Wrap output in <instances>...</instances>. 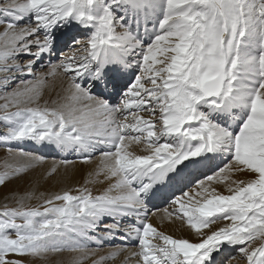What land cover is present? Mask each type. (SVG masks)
Listing matches in <instances>:
<instances>
[{
    "label": "snow or ice",
    "instance_id": "6c2138e0",
    "mask_svg": "<svg viewBox=\"0 0 264 264\" xmlns=\"http://www.w3.org/2000/svg\"><path fill=\"white\" fill-rule=\"evenodd\" d=\"M0 100L9 153L99 152L80 187L12 191L0 264H264V0H0ZM15 155L0 187L44 159Z\"/></svg>",
    "mask_w": 264,
    "mask_h": 264
},
{
    "label": "bare ground",
    "instance_id": "6f19581e",
    "mask_svg": "<svg viewBox=\"0 0 264 264\" xmlns=\"http://www.w3.org/2000/svg\"><path fill=\"white\" fill-rule=\"evenodd\" d=\"M52 60H53V62L55 61V59H53V58H52ZM46 71H47V69H46ZM45 99H55V95L46 90L45 91ZM27 145H28L27 148L28 147L33 148V149L35 148L36 152L39 155L40 154H44V155L50 154L49 156H56L57 158L58 157L64 158V157H68V156L70 157V156L74 155V157L77 156L79 158L76 161L75 160L70 161L73 163H69L67 166L61 165L58 168L57 173L54 174L55 176L53 177L54 179H52L53 180L52 185H50L49 182H47L43 178V176H45V174H48V172L50 171V169L53 165L60 164V162L63 160H52V161L51 160H45V161L42 160L41 162H39V164H40L39 166L41 167V171L45 172V174L38 181V184H37L38 188H40L41 186H46L48 184L50 185V186H48V188H49L48 192H46V191L44 192L45 194L57 193L59 191L61 192L63 190L74 189L76 187H80L81 185H83L84 180L88 177L89 171H91L95 168L96 162L99 159V154H98L99 152H96L93 156L92 162L86 164V163L82 162L81 156L76 155V154L71 153V152H59L50 146H47V145L39 146V145H37L33 142H30V141L27 142ZM36 169H37L36 166L34 168H32V170L34 172ZM91 187H93V194L95 195V194H97V192L99 190H101L102 186L97 185V186H91ZM39 191L41 193V188L39 189ZM35 203H40V201L36 200ZM163 209H161V208L156 209V208L149 206L150 213H152V212L156 213V215L152 216L151 218H152L153 222L156 223L157 225H160V221H159L158 217L163 214ZM161 230L165 231L168 234H173L175 236H181V235L188 236L189 235V233L186 230H184V231L179 230V222H177L176 224H170L167 221H165L163 226L161 227ZM117 242H120L121 244L128 243L126 241H121L120 239H117L116 241H114L115 244ZM105 250H107V247ZM78 255H79V253L65 251V254L54 255L51 258L53 260H56V261H57V259H58V261L63 260L65 262V264H68V262L71 261V259L73 257L78 256ZM121 260H123V256L120 258V260L115 261L114 264H120ZM130 264H134V261H130Z\"/></svg>",
    "mask_w": 264,
    "mask_h": 264
},
{
    "label": "rangeland",
    "instance_id": "374dc122",
    "mask_svg": "<svg viewBox=\"0 0 264 264\" xmlns=\"http://www.w3.org/2000/svg\"><path fill=\"white\" fill-rule=\"evenodd\" d=\"M64 52L65 53H68L69 52V49L65 48L64 49ZM46 60H44V63L47 64L46 62H48V58H45ZM53 59H55V57H53ZM56 61V59H55ZM54 61V62H55ZM53 62V63H54ZM57 62V61H56ZM47 68H41V67H37V71H46ZM0 103H3L2 100H0ZM3 130V125H0V131ZM28 142V141H27ZM27 142H13L11 144V147L13 149V152L12 153H9L8 151V148H9V145H5V144H0V172L4 171V168H5V164H8V163H14L16 162L17 160H19V157L15 155L16 152L20 151L21 149L25 152H29V153H32L34 155H37V156H41L43 157L44 161L45 160H69V161H76L78 160L79 158L76 156L74 157L73 156H68V157H64V158H61V157H56V156H49V155H44V154H38L36 152V149L34 148H27ZM27 148V149H26ZM99 154V153H98ZM97 154V155H98ZM40 164L37 163L35 166H36V170L35 172L30 169L29 172L21 179H14L12 180L11 182L7 183L6 186H3V187H0V207H3V205L5 203H8L10 206H15L14 205V202L10 199L11 197V194H12V191L13 190H18L20 192H23L25 190H31V189H34L37 194L40 193L39 189L41 188V192H48L49 188L48 186L52 185L53 184V180L54 179L53 177L55 175H53L51 178L48 177L47 174H45V172H42L41 171V167L39 166ZM45 174V176H43ZM43 176V178L49 182L48 185L46 186H39L40 188H38V181L40 180V178ZM60 192V191H59ZM52 194V193H51ZM47 195H50V194H45V196ZM9 197L8 200L5 199V197ZM36 200H32L30 203L32 205H36L38 203H35ZM168 205V204H167ZM165 206V207H168V206ZM164 207V208H165ZM160 209V208H159ZM163 209V208H161ZM114 243V242H113ZM117 245H120L119 243H116ZM62 255L65 254V252L61 253ZM59 254V255H61ZM54 256V255H53ZM58 261V259H57ZM243 264V261H233V264Z\"/></svg>",
    "mask_w": 264,
    "mask_h": 264
}]
</instances>
